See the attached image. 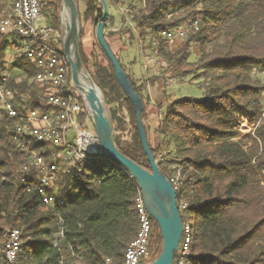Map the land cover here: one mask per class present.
I'll use <instances>...</instances> for the list:
<instances>
[{"label": "trees", "instance_id": "trees-1", "mask_svg": "<svg viewBox=\"0 0 264 264\" xmlns=\"http://www.w3.org/2000/svg\"><path fill=\"white\" fill-rule=\"evenodd\" d=\"M78 3L80 0H76ZM84 20L99 23L103 7L99 0H81ZM132 1H138L135 9ZM108 10L127 5L129 23L141 38L157 44L158 57L174 79H199L204 98L169 101L161 111L156 133L166 138L174 155L162 156L160 171L169 178L172 168L181 170L182 182L176 204L186 205L181 219L191 227V255L187 264H264V0H105ZM13 0H0V18ZM61 0H46L48 24L59 30ZM178 13V16H174ZM172 17L168 19V15ZM199 20L196 33H188L180 46L170 49L161 31H172ZM106 23L113 24L107 15ZM125 23V19H122ZM123 32L133 33L128 27ZM104 29V39L113 52ZM18 37L0 34V74L10 75L14 100L24 108L43 106V98L32 83L35 69L24 56L14 54L10 69L7 55L18 48ZM22 43V42H21ZM104 62L94 60L91 77L109 107L118 150L150 171L143 152L131 101L115 79L111 61L96 39ZM154 43H152L153 46ZM191 46L196 62L189 63ZM118 63V55L113 52ZM82 63L87 64L80 51ZM121 66V64H120ZM122 68V66H121ZM128 76V75H127ZM143 101L141 119L149 149L155 159L159 147L148 139L147 105L143 91L128 76ZM47 109V107L45 108ZM13 121L0 118V264L9 230L21 232L18 264H58L81 261L102 264L105 257L121 261L134 240L138 221L135 199L138 185L126 169L97 155L80 171L61 173L55 185L62 205L47 206L29 184L36 183L29 164L31 151L17 148L12 139ZM250 130L249 133L244 132ZM42 155V154H41ZM46 156V153H43ZM27 170H24V168ZM29 178V179H28ZM152 221L151 255H159L162 239ZM62 231V237H58ZM152 257V256H151Z\"/></svg>", "mask_w": 264, "mask_h": 264}, {"label": "built area", "instance_id": "built-area-1", "mask_svg": "<svg viewBox=\"0 0 264 264\" xmlns=\"http://www.w3.org/2000/svg\"><path fill=\"white\" fill-rule=\"evenodd\" d=\"M45 7L46 0H13L9 10L0 18V34L22 39L20 50L26 62L35 69L32 83L41 90L43 106L47 109L24 108L19 112L17 107H21V104L15 102L9 88L10 75L4 71L0 74V118L5 116L13 121L11 134L18 149L29 152L30 145L38 148L31 151L29 158V164L35 169L36 183L29 184L28 191L35 193L44 205L55 206L63 204L57 195V176L80 171L82 164L101 154L85 104L71 82L60 30L47 23ZM178 15L174 13V16ZM171 17L172 14H169L168 19ZM198 29L199 20L172 31H161L160 37L169 46L172 41L182 40L188 33L194 34ZM155 53L158 57L157 48ZM160 61L154 63L152 60L158 68H165ZM146 62H150V59ZM44 152L46 156H43ZM158 162L164 161L157 157V165ZM168 180L177 194L182 182L181 170L172 168ZM177 207L181 217L186 205L182 203ZM135 213L138 230L134 240L125 249L123 259L118 261L105 257L102 264H144L150 257L152 221L139 189L135 199ZM58 237H62V231ZM22 244L21 232L18 229L9 230L2 264H18ZM191 244L190 224L182 221L181 239L173 264H187ZM58 264L85 263L76 260L60 261Z\"/></svg>", "mask_w": 264, "mask_h": 264}, {"label": "water", "instance_id": "water-1", "mask_svg": "<svg viewBox=\"0 0 264 264\" xmlns=\"http://www.w3.org/2000/svg\"><path fill=\"white\" fill-rule=\"evenodd\" d=\"M103 7L102 16L96 26V39L111 61L115 79L131 101L144 154L150 171L140 167L124 156L117 148L112 116L103 94L86 72L80 55V16L76 0H61L60 33L62 50L70 69V78L76 94L83 100L90 124L98 140L100 154L115 161L127 170L136 181L141 192L145 209L155 222L161 235L162 244L158 257L146 264H173L182 234V220L176 204V192L168 178L160 171L155 157L149 149L141 113L143 101L133 90L127 74L123 71L113 52L104 39V28L108 14L105 0H99ZM67 19L63 20V13Z\"/></svg>", "mask_w": 264, "mask_h": 264}, {"label": "rangeland", "instance_id": "rangeland-1", "mask_svg": "<svg viewBox=\"0 0 264 264\" xmlns=\"http://www.w3.org/2000/svg\"><path fill=\"white\" fill-rule=\"evenodd\" d=\"M76 3L78 6L81 27L80 51L85 55V58L87 59V64L83 65L86 72L91 77V72H93L94 60L97 59V61L104 62V59L96 43V27L93 24L92 20H84L82 18V15L85 11V5L83 4V2L80 0L79 3L77 1ZM132 6L137 9L139 7V2L132 1ZM60 11L61 3L58 10V19H60ZM130 12L131 11L127 8V5L119 6L117 9L113 7L109 8L108 13L109 15L113 16V24L110 25L106 23L104 29H106L107 32L114 33V35L112 37L108 36L107 42H109L115 54L118 55V59L122 66V69L128 76H133L136 79H140L139 81L143 82L142 84H145L148 80L154 79V81L152 82L149 81L148 84H146L147 86L145 85L143 94L145 96L147 109L149 108V112L152 114L150 115L156 116L154 118V121L156 122L158 127V123L161 119V112L159 113L160 107H162L163 111L166 104L171 100L188 98L202 100L204 98V90L200 86H198V83L200 82L199 79H193L192 76L184 78L182 80L174 79L172 77V73L165 72L166 68L161 69L154 64L155 62H157V60H161L166 67V63L164 62V60L155 55V50L156 48L158 49L157 45H154L155 41L152 42L150 37L141 38L135 26L129 23L127 14ZM123 18L125 19V23H122ZM123 27H128L133 33L134 38H131L130 33L123 32ZM16 42L18 44V48L15 50L11 48L12 51L7 55V70L10 69V65L13 62V56H15L14 54H17L18 57L23 56V53L20 50V48L22 47V41L20 42L19 40H16ZM181 42L182 40H174L167 47H169L170 49L177 48L178 46H180ZM152 43H154L153 46ZM196 57L197 49L191 46L188 62H196ZM148 58L150 59V62L147 63L146 60ZM152 60L154 61V63L152 62ZM161 61L160 64L162 63ZM254 76H257L260 80L264 81V73H255ZM135 82L136 84H138V81ZM36 88L41 94V90L38 87ZM261 99L264 104V93L261 95ZM148 105H150L151 108ZM154 121L150 124V127L148 129V139L151 143V146L153 148L159 147L158 157L174 155L172 147H166L164 144H162L163 140H165L166 138L162 139V136L158 135L155 132L157 127L156 125L154 126ZM249 132L250 130H246L244 134ZM156 257H158V255H151L150 251V257L144 264L153 261Z\"/></svg>", "mask_w": 264, "mask_h": 264}, {"label": "crops", "instance_id": "crops-1", "mask_svg": "<svg viewBox=\"0 0 264 264\" xmlns=\"http://www.w3.org/2000/svg\"><path fill=\"white\" fill-rule=\"evenodd\" d=\"M47 19V18H46ZM47 22H48V19L46 20ZM112 50H113V48H112ZM114 52V51H113ZM115 53V52H114ZM132 79L134 80V81H138V84H136V85H141L143 82H141V81H139L140 79H136L135 77H133L132 76ZM147 86V85H146ZM151 105V104H150ZM150 105H148V106H150ZM153 105V104H152ZM150 108H151V106H150ZM146 111H147V113H148V119H147V121L145 122V124H146V128H147V130L149 129V127H150V124L154 121V118L156 117L155 115L154 116H151L152 114L149 112V108L148 109H146ZM161 111H159V113H160ZM151 114V115H150ZM156 125V127H157V124H156V122L154 121V126Z\"/></svg>", "mask_w": 264, "mask_h": 264}, {"label": "bare ground", "instance_id": "bare-ground-1", "mask_svg": "<svg viewBox=\"0 0 264 264\" xmlns=\"http://www.w3.org/2000/svg\"><path fill=\"white\" fill-rule=\"evenodd\" d=\"M66 19H67V13L64 12V13H63V20H66Z\"/></svg>", "mask_w": 264, "mask_h": 264}]
</instances>
